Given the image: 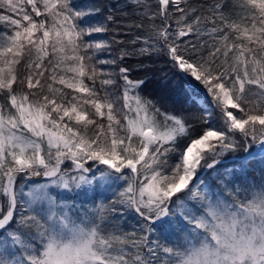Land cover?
Returning <instances> with one entry per match:
<instances>
[{
	"label": "snow or ice",
	"instance_id": "1",
	"mask_svg": "<svg viewBox=\"0 0 264 264\" xmlns=\"http://www.w3.org/2000/svg\"><path fill=\"white\" fill-rule=\"evenodd\" d=\"M257 155L264 0H0V264H264Z\"/></svg>",
	"mask_w": 264,
	"mask_h": 264
},
{
	"label": "trees",
	"instance_id": "2",
	"mask_svg": "<svg viewBox=\"0 0 264 264\" xmlns=\"http://www.w3.org/2000/svg\"><path fill=\"white\" fill-rule=\"evenodd\" d=\"M111 2L113 4H115L117 2V0H111ZM193 2L194 3H202V2H204V0H193ZM163 71L167 72L168 69L165 67L163 69ZM140 75H144V74L140 73ZM158 76H159V73H157V76L153 77V79L148 84H146L145 89L147 92H153V91L159 90L158 85H157ZM166 91H167V95L169 96L168 102L170 104L175 103L176 107L179 109L190 108L192 111H199V109L197 108V105L195 103L191 102L189 96L185 94L183 84L181 81L174 80L172 82V84L169 85V88ZM251 146H253V145H251ZM254 153L259 154L260 151L254 152ZM242 155H245L243 150L236 153L237 157L242 156ZM261 164H264V156H260V155H257L253 161L249 162V167L254 169V171H252L250 173V178L255 179L257 182L259 181L258 173H259ZM234 165L238 166L237 160L232 158V154H227V158H225L222 161L221 170L231 169V168H233ZM214 175H216V174L213 173L211 170H208L206 173L203 174L202 180L205 183H210L212 185H215L218 183V180L212 179V177ZM38 182H42V181H40L38 178Z\"/></svg>",
	"mask_w": 264,
	"mask_h": 264
},
{
	"label": "rangeland",
	"instance_id": "3",
	"mask_svg": "<svg viewBox=\"0 0 264 264\" xmlns=\"http://www.w3.org/2000/svg\"><path fill=\"white\" fill-rule=\"evenodd\" d=\"M249 152L253 151V152H259L261 151L260 147L258 145H253V146H250L249 149H248Z\"/></svg>",
	"mask_w": 264,
	"mask_h": 264
},
{
	"label": "water",
	"instance_id": "4",
	"mask_svg": "<svg viewBox=\"0 0 264 264\" xmlns=\"http://www.w3.org/2000/svg\"><path fill=\"white\" fill-rule=\"evenodd\" d=\"M252 153H254L253 151H251Z\"/></svg>",
	"mask_w": 264,
	"mask_h": 264
}]
</instances>
